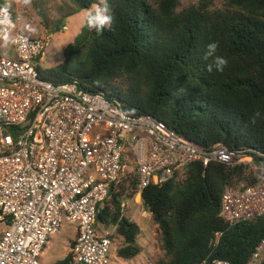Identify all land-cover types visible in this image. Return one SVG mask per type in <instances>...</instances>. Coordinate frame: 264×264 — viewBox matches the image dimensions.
I'll return each mask as SVG.
<instances>
[{"label":"trees","instance_id":"trees-1","mask_svg":"<svg viewBox=\"0 0 264 264\" xmlns=\"http://www.w3.org/2000/svg\"><path fill=\"white\" fill-rule=\"evenodd\" d=\"M71 2L75 9L70 14L101 5V0ZM107 3L112 26L100 35L82 26L64 48V61L44 73L38 65L39 75L54 83L75 81L90 92L105 93L126 113L152 115L205 148L220 142L264 163V0H225L220 7L202 0L181 9L179 0ZM211 42H218L216 55L228 61L222 72L207 69L213 62L204 59ZM132 166L133 176L118 181L119 176L95 219V227L97 222L115 227L122 238L116 254L124 260L141 252L140 228L120 208V201L135 192V162ZM248 169L194 161L182 180L173 176L141 191L168 257L159 264H201L205 258L246 262L264 237V216L230 225L219 208L226 189L264 179ZM216 232H221L217 242ZM73 244L52 264H69Z\"/></svg>","mask_w":264,"mask_h":264},{"label":"built area","instance_id":"built-area-1","mask_svg":"<svg viewBox=\"0 0 264 264\" xmlns=\"http://www.w3.org/2000/svg\"><path fill=\"white\" fill-rule=\"evenodd\" d=\"M0 24V264H39L49 238L64 220L74 222L69 264H108L112 240L98 233V206L133 157L139 196L148 185L178 176L187 165L211 161L243 164L264 175V163L216 142L205 148L149 114L131 115L105 93L75 81L54 83L39 75L37 58L50 35L33 37ZM2 19V14H0ZM264 156V155H263ZM141 202V201H138ZM126 198L120 201L123 211ZM220 217L228 224L264 216V179L226 189ZM221 232L215 233V242ZM264 237L244 264H262ZM201 264H230L205 258Z\"/></svg>","mask_w":264,"mask_h":264},{"label":"rangeland","instance_id":"rangeland-1","mask_svg":"<svg viewBox=\"0 0 264 264\" xmlns=\"http://www.w3.org/2000/svg\"><path fill=\"white\" fill-rule=\"evenodd\" d=\"M202 0H179V8L195 5ZM209 1V0H206ZM211 7H220L225 0H210ZM14 13V26L9 32V36L4 41L5 46H10V38L15 32H23L33 37H47L50 35L47 46L38 63L40 70L44 73L45 69L55 67L64 61V48L70 44L74 37L81 31L83 14L86 10L74 11L75 6L71 0H1ZM92 6L89 10L94 9ZM66 26V28L64 27ZM59 28L58 31H55ZM125 164L120 178L129 179L133 176L134 162L130 155L125 156ZM258 165L252 164L247 173L260 178L262 172L257 169ZM185 177V170L180 171L178 180ZM245 182H238L236 186L242 187ZM125 199V198H124ZM141 198L132 195L126 198L127 207L122 211L123 214L134 221L140 228L137 243L140 244L141 253L129 260L121 259L116 254V249L122 244V238L115 234V227L96 223L99 234L111 237L112 247L109 253L108 264H159L168 257L161 249L160 236L157 224L153 221L151 214L144 208ZM4 224L0 223V233ZM74 222L64 220L59 231L51 236L43 249L39 264H52L64 258L69 252L71 243L75 239Z\"/></svg>","mask_w":264,"mask_h":264},{"label":"clouds","instance_id":"clouds-1","mask_svg":"<svg viewBox=\"0 0 264 264\" xmlns=\"http://www.w3.org/2000/svg\"><path fill=\"white\" fill-rule=\"evenodd\" d=\"M0 14H2L0 24L10 25L11 20L7 9H0ZM113 22L114 15L108 6L107 0H101L100 6L91 10H86L82 19L83 26L87 27L89 30L95 31L98 35L102 34L105 29L110 28ZM64 27L66 28V26ZM218 47V42H211L207 45L204 59L213 58V62L207 66L208 71H212L213 68H215L217 72H222L227 66L228 61L224 57L216 55Z\"/></svg>","mask_w":264,"mask_h":264},{"label":"crops","instance_id":"crops-1","mask_svg":"<svg viewBox=\"0 0 264 264\" xmlns=\"http://www.w3.org/2000/svg\"><path fill=\"white\" fill-rule=\"evenodd\" d=\"M140 245V244H139ZM141 246V245H140ZM142 247V246H141ZM141 253V252H140ZM137 256H139V254L137 255ZM136 257V256H135Z\"/></svg>","mask_w":264,"mask_h":264}]
</instances>
